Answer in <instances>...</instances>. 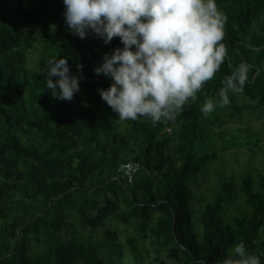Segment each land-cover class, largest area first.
<instances>
[{
	"label": "trees",
	"instance_id": "trees-1",
	"mask_svg": "<svg viewBox=\"0 0 264 264\" xmlns=\"http://www.w3.org/2000/svg\"><path fill=\"white\" fill-rule=\"evenodd\" d=\"M216 2L228 58L175 120L153 125L122 122L98 92L111 78L93 69L123 47L118 37L74 35L63 0H0V264H114L124 252L134 264H220L240 241L264 264V175L242 173L240 194L218 170L209 196L192 188L218 157L212 135L222 150L264 136L222 128L242 109L264 110V0ZM53 57L83 77L71 101L46 86ZM241 62L251 65L244 91L205 117V94L218 99ZM124 162L140 165L132 182ZM239 196L247 207L228 213Z\"/></svg>",
	"mask_w": 264,
	"mask_h": 264
},
{
	"label": "clouds",
	"instance_id": "clouds-1",
	"mask_svg": "<svg viewBox=\"0 0 264 264\" xmlns=\"http://www.w3.org/2000/svg\"><path fill=\"white\" fill-rule=\"evenodd\" d=\"M65 23L81 39L89 31L107 45L119 38L123 47L105 54L93 71L111 78L101 99L123 121L146 117L155 125L173 121L197 100L228 58L227 15L216 0H63ZM46 86L54 98L71 101L83 78L71 75L67 59L49 60ZM82 65L78 68L82 69ZM251 65L239 63L216 97L205 94L201 112L210 116L230 104L248 82ZM52 77H58L54 82ZM57 86L59 92H57ZM146 264H151L147 261ZM220 264H261L260 257L240 241Z\"/></svg>",
	"mask_w": 264,
	"mask_h": 264
},
{
	"label": "rangeland",
	"instance_id": "rangeland-1",
	"mask_svg": "<svg viewBox=\"0 0 264 264\" xmlns=\"http://www.w3.org/2000/svg\"><path fill=\"white\" fill-rule=\"evenodd\" d=\"M243 101L242 98L236 99L235 103L241 105ZM230 109V108H228ZM249 126L251 131H256L264 128V110L249 112L242 109L239 115L234 117H226V124L222 127L230 132H237L239 127ZM216 128L215 130H219ZM239 135V134H238ZM172 138H174V133L172 132ZM215 141L214 148L218 154L215 161L210 163L208 167L209 175L204 179H201L197 185L192 186L194 191L198 196H209L211 191L214 190L216 185L217 176L214 174L216 170L222 171L223 174L232 175L236 183V191L240 194V175L244 172H251L253 175L257 173H262L264 175V136L260 138L258 142H253L250 145L240 143L237 146H229V148L222 150V142L216 139L215 136H211ZM207 139H205L206 141ZM209 142V139L207 140ZM247 207L241 196L230 205L228 213H234L238 207ZM111 227L120 228L119 224L112 223ZM34 249V248H33ZM37 249V248H36ZM114 264H134L128 255L124 254L118 258Z\"/></svg>",
	"mask_w": 264,
	"mask_h": 264
},
{
	"label": "built area",
	"instance_id": "built-area-1",
	"mask_svg": "<svg viewBox=\"0 0 264 264\" xmlns=\"http://www.w3.org/2000/svg\"><path fill=\"white\" fill-rule=\"evenodd\" d=\"M139 167V163L124 162L119 166L118 170L121 172L122 176L127 179L128 182H132L135 173L139 170Z\"/></svg>",
	"mask_w": 264,
	"mask_h": 264
}]
</instances>
